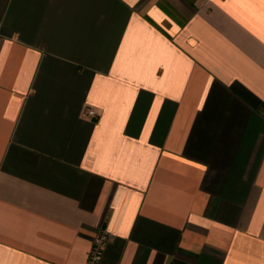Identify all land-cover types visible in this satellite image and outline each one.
I'll return each mask as SVG.
<instances>
[{"label":"crops","instance_id":"1","mask_svg":"<svg viewBox=\"0 0 264 264\" xmlns=\"http://www.w3.org/2000/svg\"><path fill=\"white\" fill-rule=\"evenodd\" d=\"M102 231L99 264H264V0H0V264Z\"/></svg>","mask_w":264,"mask_h":264},{"label":"built area","instance_id":"2","mask_svg":"<svg viewBox=\"0 0 264 264\" xmlns=\"http://www.w3.org/2000/svg\"><path fill=\"white\" fill-rule=\"evenodd\" d=\"M88 115L90 117L95 116V112L93 110L88 111ZM108 239V233L105 231L100 232L96 238L94 239L90 251L87 256V260L85 264H99L101 259V254L103 247L105 246Z\"/></svg>","mask_w":264,"mask_h":264}]
</instances>
